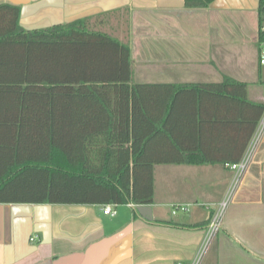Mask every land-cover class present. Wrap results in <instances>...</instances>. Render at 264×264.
<instances>
[{
	"label": "trees",
	"instance_id": "obj_1",
	"mask_svg": "<svg viewBox=\"0 0 264 264\" xmlns=\"http://www.w3.org/2000/svg\"><path fill=\"white\" fill-rule=\"evenodd\" d=\"M132 75L130 46L86 20L27 30L20 7L0 5V204L150 206L157 165L242 159L264 114L247 83Z\"/></svg>",
	"mask_w": 264,
	"mask_h": 264
},
{
	"label": "crops",
	"instance_id": "obj_2",
	"mask_svg": "<svg viewBox=\"0 0 264 264\" xmlns=\"http://www.w3.org/2000/svg\"><path fill=\"white\" fill-rule=\"evenodd\" d=\"M259 3L214 0L188 8L185 0H0L20 7L27 30L86 20L92 31L127 43L136 84L231 78L248 84L250 101L264 103ZM232 178L220 164L157 165L151 220L133 204L117 205L115 216L103 213L114 204H0V264L191 262ZM178 204L189 210L174 215ZM202 264H264V133Z\"/></svg>",
	"mask_w": 264,
	"mask_h": 264
},
{
	"label": "built area",
	"instance_id": "obj_3",
	"mask_svg": "<svg viewBox=\"0 0 264 264\" xmlns=\"http://www.w3.org/2000/svg\"><path fill=\"white\" fill-rule=\"evenodd\" d=\"M259 65L264 68V41L261 43L259 50ZM264 133V114L259 121L258 127L256 129L254 141L250 147H248L246 153L242 157V159L234 164L228 165V168L233 173V178L229 189L225 195V197L215 206L213 213L211 215L210 221L207 226V236L204 244L202 245L198 255L191 262H180L178 264H202L205 254L208 251V248L212 242V240L220 233L222 230L223 220L225 214L234 200L239 187L242 183L244 174L248 170L250 164L252 163L253 154L257 148V145ZM117 205H107L104 207L103 213L105 215H116L115 208ZM189 205H174L172 207L173 214L176 215L178 212H187L189 210Z\"/></svg>",
	"mask_w": 264,
	"mask_h": 264
},
{
	"label": "water",
	"instance_id": "obj_4",
	"mask_svg": "<svg viewBox=\"0 0 264 264\" xmlns=\"http://www.w3.org/2000/svg\"><path fill=\"white\" fill-rule=\"evenodd\" d=\"M136 211L145 219H152V208L150 206H137Z\"/></svg>",
	"mask_w": 264,
	"mask_h": 264
}]
</instances>
